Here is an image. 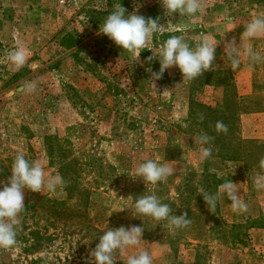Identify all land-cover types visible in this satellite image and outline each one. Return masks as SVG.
Wrapping results in <instances>:
<instances>
[{
	"label": "rangeland",
	"instance_id": "rangeland-1",
	"mask_svg": "<svg viewBox=\"0 0 264 264\" xmlns=\"http://www.w3.org/2000/svg\"><path fill=\"white\" fill-rule=\"evenodd\" d=\"M114 3H121L127 14L138 9L145 18L160 17L167 28L154 36L149 45L153 51L172 35H183L191 47L207 36L217 45L212 70L183 82L179 68L172 67L153 80L155 71L141 53V63H135L131 53L99 34ZM259 14H264V0H205V12L192 21L178 14L166 17L159 0H107L102 11L98 0H0V164L8 170L0 181L6 183L11 176L18 152L30 161L40 160L46 175H61L59 166L51 162L49 137L60 141L84 169L73 195L64 189L57 194L24 190L25 210L18 231L30 234L31 259L92 264L90 252L105 231L141 226L148 237H160L146 240L142 235L139 245L117 253L116 264H125L128 255L144 249L152 254L154 264H194L199 246L209 249L200 252L211 264L213 243L236 244V239L246 237L249 226L264 225L262 214L257 221L233 228L219 200L210 212L200 195L201 191L215 194L218 182L226 180L247 179L250 185L260 171L264 140L253 138L257 130L251 125L264 113V62L250 68L243 58L240 67L232 70L224 52L225 43L234 39L242 52L244 45H250L264 55V36L242 38L245 25ZM67 35L79 46L62 47ZM18 46L27 52L20 68L8 58ZM166 89L167 94H162ZM200 105L215 110L217 117ZM217 121L228 126L227 134L215 131ZM201 132L215 137L212 156L203 162L193 139ZM91 156L100 160L102 170L86 166ZM147 159L175 161L183 171L151 185L135 176V168ZM202 174L219 180L213 179L214 185L206 188ZM193 176L195 181L189 182ZM80 189L86 194L81 195ZM149 194L167 203L172 214L187 212L191 225L173 232L166 221L136 214L135 200ZM23 259L20 243L0 251V264Z\"/></svg>",
	"mask_w": 264,
	"mask_h": 264
},
{
	"label": "clouds",
	"instance_id": "clouds-1",
	"mask_svg": "<svg viewBox=\"0 0 264 264\" xmlns=\"http://www.w3.org/2000/svg\"><path fill=\"white\" fill-rule=\"evenodd\" d=\"M159 3L166 17L178 14L179 17H187L189 21H192L198 14L205 12V0H159ZM98 4L101 11L107 8V0H98ZM137 12L138 9H135L133 13L127 14L126 8L121 3H114L98 32L107 36L124 51L131 53L135 63H141L139 57L142 50H150L152 55L147 57V60L158 59L160 64L159 71L152 73L153 80L161 79L165 70L172 67L179 68L183 82L197 79L204 72L212 70L217 45L213 44L207 36L202 37L195 47H191L183 35H172L158 50L153 51L149 47L151 41L167 27L160 23V17L145 18ZM262 36H264V14H259L245 25L242 38L252 40ZM224 52L232 70L240 67L243 58H247L250 68L264 62V55H261L259 51L254 50L250 45H244L242 52L234 39L225 43ZM8 58L17 68H20L26 63L27 52L22 46H18L8 54ZM167 92L166 89L162 94L166 95ZM198 118L202 122L205 117L201 113ZM215 131L227 134L228 126L223 121H217ZM193 139L198 146L200 161L208 160L212 156V142L215 137L201 132ZM259 169L260 171L252 177L253 187L257 191H264V157L259 160ZM175 171V167L168 163L147 159L135 168V176L145 183L156 185L158 182L167 181ZM10 172L11 176L6 183L0 181L3 185L0 188V251H7L18 245V228L22 223L21 213L25 210V189L34 193L46 190L48 193L57 194L68 184L59 173L46 175L42 162L26 159L23 152H18L14 157ZM200 195L203 196L210 212L215 211L218 200L224 196L231 202V209L234 212L248 210V204L240 196L238 184L231 180L220 184L215 194L201 191ZM134 209L139 216L166 221L168 228L173 232L185 229L192 223L187 212L181 215L172 214V208L167 203H162L155 194L138 197L135 200ZM144 230L141 226L109 228L99 237V243L90 252L92 264H116L117 253L124 254L127 249L139 245ZM125 264H154L153 256L146 249L140 250L128 255Z\"/></svg>",
	"mask_w": 264,
	"mask_h": 264
},
{
	"label": "crops",
	"instance_id": "crops-1",
	"mask_svg": "<svg viewBox=\"0 0 264 264\" xmlns=\"http://www.w3.org/2000/svg\"><path fill=\"white\" fill-rule=\"evenodd\" d=\"M254 117V116H252ZM259 122L251 125V129L257 130V135L253 138L257 140H264V133L261 135L260 122L264 121V113L257 115ZM170 166L175 167L174 174L183 171V167L178 162L168 163ZM196 169L200 165H196ZM200 171H203L200 170ZM238 184L240 196L244 202L248 204V210L246 212H234L231 209V202L224 196L219 200V204L224 211V217L229 225L244 224L246 221H257L264 214V191H255L253 187V181L249 185V180L236 179L233 181ZM249 186L252 190L249 189ZM228 237H231L228 232ZM245 240V244L236 239V244L229 242L230 244H224L216 241L211 246V264H264V228L254 227L248 230L247 236H241ZM198 242V241H196Z\"/></svg>",
	"mask_w": 264,
	"mask_h": 264
},
{
	"label": "trees",
	"instance_id": "trees-1",
	"mask_svg": "<svg viewBox=\"0 0 264 264\" xmlns=\"http://www.w3.org/2000/svg\"><path fill=\"white\" fill-rule=\"evenodd\" d=\"M99 13L104 14L103 12H99ZM79 44H80V42H78L76 39H74L70 35H67L65 37V39L61 42V46L67 50H72V49L78 47ZM74 54H77V53L74 52ZM151 55H152V52L148 49H144L141 51V56H142L143 60L145 61V63H147V65H150L155 72H158L159 68H160L159 61H156V59H153L152 61L147 60V57H149ZM82 63H84V61H82ZM87 66L92 67V65H90V64ZM200 108L203 109L204 111L210 113L214 117L215 116L217 117V115H218V113L215 110H213L209 107H205V106L200 105ZM47 140H48V144H49L48 149H49L51 162L53 165L59 166L61 176H63L64 179L68 182L67 187L64 188V191L69 193L70 195H73L74 188L76 189L78 187V185L81 184L82 172L84 170L83 165L79 162V160L71 157V155L69 154V151L67 149H64V146L60 144V141L55 140L52 137H49ZM54 141L57 143V145L52 143ZM56 146L58 147L57 149H56ZM57 150H59V151H57ZM86 166L91 168L94 171H97L98 169L102 170V168H103V164L100 162V160L94 159L92 156L90 157V163H88ZM7 175H8L7 168L4 165L0 164V179L6 178ZM200 178L202 181L201 183H203L206 186V188H209V186L214 185L212 182L213 179H216L217 181L219 180L216 177V175H208V174H202ZM188 181L189 182L195 181V177L193 176L192 179H188ZM220 184H222V183L218 182V186ZM193 191H194V193H196L197 190L195 189ZM79 192L81 193V195L86 194V192L84 190H81V189ZM56 203L57 202H54V204H56ZM32 207H33V205H31V208ZM29 209H30V206L27 207L26 210L28 211ZM254 225H256V224H252L251 226H249L248 230L251 228H254V227L264 228L263 224H261L260 226H254ZM236 227H238V226L233 225V228H236ZM245 236H247V234H245ZM143 237L146 240H149V239L155 240V239L159 238L160 235L155 234V235L148 237L146 230H144ZM238 240L240 241V239H238ZM17 241H18V243H20L21 249L23 250V253L25 254V259H23V261H21V262H18L17 264H56V262L54 260L50 259L49 257H36V258L31 259V253H29L30 250H28L29 249L28 247L31 245L30 234H25L23 232L18 231ZM240 242H243V244H245V242L242 241V239ZM202 248L209 250L207 247L199 246L198 258L194 264H210L208 262L206 263L204 253H202V251L200 252V250Z\"/></svg>",
	"mask_w": 264,
	"mask_h": 264
}]
</instances>
